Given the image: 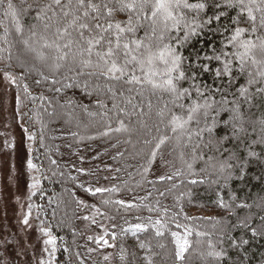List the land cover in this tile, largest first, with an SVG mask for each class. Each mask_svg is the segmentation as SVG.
Here are the masks:
<instances>
[{
  "label": "trees",
  "instance_id": "16d2710c",
  "mask_svg": "<svg viewBox=\"0 0 264 264\" xmlns=\"http://www.w3.org/2000/svg\"><path fill=\"white\" fill-rule=\"evenodd\" d=\"M12 3L25 35L29 34V25L42 27V22L35 20V8L43 7L50 0H12ZM212 11L214 9H206L201 16L206 18ZM2 12L0 9V14ZM235 12V9L229 10L230 15ZM195 15V12L188 13L190 20ZM116 18L124 19L122 15ZM0 25V35L4 27H8L9 39L14 42L11 58L7 50L0 53V72L15 78L21 123L33 138L31 159L40 175L35 194L36 217L38 226L55 239L54 264H148V260L151 264H264V163L251 160L243 180L238 179L237 171L232 169L220 171L221 163H235L230 160L233 152L243 158L249 146L264 156V99H253L255 107L242 109L245 132L239 134V140L233 137L232 124L225 123L233 105L218 103L211 110V116L219 111L216 126L211 132L203 133V140L193 139V143L200 145L195 149V162L191 147L184 150L181 159L179 150H174L173 143H169L149 165L150 149L155 141L149 145L145 140L157 135L152 127L156 119L154 112L163 101L152 98L151 117H133L131 122L125 117L129 132L103 136L101 133L113 115L112 112L108 116L100 115L112 108L108 85L101 82L97 87L96 80L87 79L86 82V78L77 77L75 71L67 68L55 74L59 83L42 80L37 85L35 81L41 79L39 69L25 60L23 46L17 42L15 24L10 17L0 15ZM217 27L213 21L199 29L180 51L187 58L185 67L193 66L189 75H196L202 90L207 93V89L224 87L227 95L228 77L216 78L215 75L217 69H223V64L205 59L220 55L223 36ZM0 47L6 46L0 43ZM202 65H208L211 71H202ZM245 82L244 77H238L231 91L235 92ZM69 84L72 86L65 87ZM184 87H188L187 82ZM56 88L61 90L57 92ZM213 95L220 101L219 92ZM192 97L196 98L195 92ZM228 100H232V96H228ZM147 101L145 97V113L149 112ZM101 102L104 108L98 106ZM211 116L209 127L212 126ZM140 119L148 127H141ZM111 123L116 126L115 120ZM201 127H204L203 122ZM188 163H192L191 169ZM168 176L172 179H167ZM193 180L196 183H191ZM97 187L115 191L95 196L84 191ZM104 200L109 203H103ZM81 201L89 202L108 217L110 224L102 238L112 247L102 241L94 244L85 239L79 230ZM115 201H123L124 205ZM128 204L133 207H126ZM157 220L161 221L160 225L155 224ZM136 224L146 225L148 231L134 232ZM156 228L164 235L157 237ZM186 229L192 233L188 236L191 247L184 260L177 261L172 233L183 236ZM197 232L203 235L197 236ZM242 240L248 243L232 247L233 242L239 245ZM140 243H146L147 247L140 248ZM209 243L215 251L223 249L222 260L207 256L212 250ZM121 249L124 260L120 259ZM106 254H109L107 260Z\"/></svg>",
  "mask_w": 264,
  "mask_h": 264
},
{
  "label": "snow or ice",
  "instance_id": "6c2138e0",
  "mask_svg": "<svg viewBox=\"0 0 264 264\" xmlns=\"http://www.w3.org/2000/svg\"><path fill=\"white\" fill-rule=\"evenodd\" d=\"M0 9H3L0 14L2 18L10 17L15 24L17 42L23 46L25 60L31 61L32 66L39 69L41 79L35 81L37 85L42 80L51 84L59 83L55 74L62 68L75 71L76 76L86 78V82L87 79L96 80L97 87H100L101 82L108 85L107 93H110L113 101L112 108L100 115L108 116L109 112L113 115L109 117V123L101 135L129 132L131 129L125 123V117L130 122L133 117H151L152 98L163 101L154 112L156 119L152 127L157 135L152 140H145V144L149 145L155 141L150 149L149 165L155 161L157 153L169 143H173L174 150H179L181 159L184 158V150L191 147L195 162V149L200 145L193 143V139L203 140V133L211 132L216 126L219 111L211 116V110L218 103L233 105L229 109V120L225 123L232 124L233 137L239 140V134L245 132L242 109L245 106L248 109L255 107L253 99H264V0H197L196 3L189 0H50L43 7L35 8V20L41 21L42 27L37 24L29 25L28 35H25V28L17 19V10L12 0H0ZM206 9L214 11L205 18L201 13ZM233 9L236 10L235 15H230L229 10ZM190 12L196 13L191 20L188 16ZM117 15H122L124 19H117ZM213 21L218 25L217 31L223 36V42L220 55L205 59H215L223 64V69H217L215 75L216 78L228 77L227 95L224 94V87L207 89V93L202 90L196 82V75H189L193 66L185 67L187 58L180 51L191 36L196 35L199 29L211 25ZM141 30L143 35H140ZM9 35V28L4 27L0 43L6 47H0V53L7 50L11 58L14 42L9 39ZM201 68L204 72L211 71L208 65H202ZM238 77H244L246 82L232 92ZM5 78L12 84L16 83L15 78L7 72ZM186 82L188 87H184ZM70 86L72 85H65ZM253 88L254 92L251 91ZM27 90L25 85V91ZM60 90L55 89L57 92ZM193 92L196 93L195 99L192 97ZM214 92L220 93V101L215 100ZM228 96H232V100H228ZM145 97H148V113L144 111ZM188 101L190 103H186ZM98 106L105 107L102 102ZM210 116L211 127L208 126ZM112 120H115V127ZM139 122L141 127H148L143 119ZM202 122L204 127H201ZM223 139L227 140L228 137ZM230 160H235V163H221L220 171L232 169L237 171V178L243 180L245 168L250 161L264 163V156L251 150L249 146L243 158L233 152ZM27 166L29 169L34 167L31 160ZM187 167L191 169L192 163H188ZM231 176L230 172L229 178ZM167 179L172 177L168 176ZM38 183L36 181L32 187H36ZM84 191L95 196L115 189L97 187L85 188ZM103 203L108 204L109 201L104 200ZM115 203L124 205L123 201ZM221 206H224L222 202ZM126 207L131 208L133 205L128 204ZM23 223H28L27 217ZM155 224L160 225L161 221L157 220ZM133 230L147 232L148 227L136 224ZM41 231L44 235H49L46 230ZM191 234L190 229H186L183 236L172 233L177 261L184 260L185 253L191 247L188 240ZM155 235L160 237L164 233L156 228ZM196 235L203 234L197 232ZM256 235L257 232L253 230V236ZM101 241L106 246H113L103 238L97 242ZM45 243L54 245L55 239L49 237ZM247 243V240H242L239 245L233 242L232 247L237 248ZM139 247L144 249L147 244L140 243ZM208 247L212 249L207 253L208 257L217 261L223 259V249L215 251L211 243ZM107 259L105 256V260ZM120 259H125L123 249ZM148 264H151V260H148Z\"/></svg>",
  "mask_w": 264,
  "mask_h": 264
},
{
  "label": "rangeland",
  "instance_id": "374dc122",
  "mask_svg": "<svg viewBox=\"0 0 264 264\" xmlns=\"http://www.w3.org/2000/svg\"><path fill=\"white\" fill-rule=\"evenodd\" d=\"M5 73L0 72V264H54L55 244L45 243L53 236L43 234L36 217L39 183L32 185L40 175L27 166L32 162L33 138L21 123L16 86ZM100 213L89 202H80L79 230L94 244L110 224Z\"/></svg>",
  "mask_w": 264,
  "mask_h": 264
}]
</instances>
